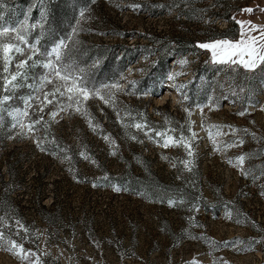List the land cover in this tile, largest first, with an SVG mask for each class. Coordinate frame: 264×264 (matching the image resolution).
Instances as JSON below:
<instances>
[{
	"label": "rangeland",
	"instance_id": "rangeland-1",
	"mask_svg": "<svg viewBox=\"0 0 264 264\" xmlns=\"http://www.w3.org/2000/svg\"><path fill=\"white\" fill-rule=\"evenodd\" d=\"M50 2L68 13L59 34L45 22ZM0 23H26L29 44L45 54L20 87L0 91L10 95L0 109L5 237L41 264H264V67L230 70L199 46L237 41L242 32L259 40L264 0H0ZM73 29L81 50L64 62L83 70L90 86L126 90L115 93V108L87 101L91 126L72 109L53 119L58 109L43 97L52 86L41 90L47 53ZM115 44L127 46L111 59L119 68L100 75L98 46ZM40 116L47 129L29 133ZM213 125L221 126L215 146ZM192 133L189 156L173 144ZM0 264L28 261L0 246Z\"/></svg>",
	"mask_w": 264,
	"mask_h": 264
},
{
	"label": "snow or ice",
	"instance_id": "snow-or-ice-1",
	"mask_svg": "<svg viewBox=\"0 0 264 264\" xmlns=\"http://www.w3.org/2000/svg\"><path fill=\"white\" fill-rule=\"evenodd\" d=\"M248 11L251 10L249 9ZM83 17L84 12H81V18ZM32 27H35V25H32ZM252 30L253 29H249V32ZM28 31L29 27L26 23L21 24L19 27H5L0 23V91L4 93H12L17 87H20L21 84L18 80H23L25 78V69L39 63L36 57L45 55L40 52L36 44H29L26 39ZM76 31V29H73V34L67 38L71 44L62 40L51 50V52L47 53V56L50 58L47 63L42 65V67L48 69L49 72L42 81L41 90L44 85L52 86L50 91L43 92V97L46 102L44 104L45 107L50 104L58 109V111L50 113L53 119L58 115L59 111L72 109L74 112L88 117L91 126L92 118L86 107L87 101L89 99L98 98L106 105L115 108V93L126 90L121 88L118 83L104 85L102 86V89L105 94L102 95L101 88L89 85L83 70L76 68L73 64L64 62L66 59V52L64 50H70L71 47L78 43L74 38ZM199 46L203 49L211 50L212 62L226 66L230 70L240 68L247 73L254 72L258 68L264 67V30L260 31L259 40H257L256 36H249L242 32L241 39L237 41L217 40L211 43H202ZM21 57L24 58L21 59ZM51 57H54V59H51ZM185 62L186 61H182L181 63ZM11 67L15 68L14 72L10 70ZM173 78L174 76L169 77V79ZM129 83L133 84L134 82ZM9 99L10 95H0V109L3 108L4 103ZM42 110L43 109H41V111ZM240 114L243 115L244 113ZM126 115H130V113H126ZM21 116H28V113L26 111L18 113L17 119L19 120V117ZM117 116L119 118V113H117ZM36 125H41L45 129L48 127L43 116H40L38 119L32 120V122L27 125V131L34 134L38 130ZM190 125L191 122L188 124L189 129ZM134 126L137 129H143L146 127L139 123ZM125 127H127V125H125ZM212 127L217 129L215 134L211 131L209 132L210 139H212L215 146L217 143L215 135L220 134L219 129L221 126L213 125ZM20 128L21 134H26L24 132L25 126L23 123H20ZM172 131H175V129H172ZM181 131L183 132V129ZM164 135L165 133L156 132V136ZM194 138L195 133H192L190 137L181 135L179 141H175L173 146H175L176 143H179L181 146L185 147L188 155L192 156L191 140ZM105 139H107V137H105ZM132 139H136V137L133 136ZM163 146H169L168 139L164 140ZM230 146L231 145H225V147ZM236 160L238 165H243L245 156L240 155ZM190 164L191 161L185 162L186 167ZM116 190L119 191L120 189L117 188ZM0 220H2V218H0ZM0 246H6L8 251L18 254L22 260L28 261V264H41L38 258L35 260L33 259L35 255L34 253L25 250L23 246L18 244L15 240L5 237L2 232H0ZM191 264H195V262H191Z\"/></svg>",
	"mask_w": 264,
	"mask_h": 264
},
{
	"label": "trees",
	"instance_id": "trees-1",
	"mask_svg": "<svg viewBox=\"0 0 264 264\" xmlns=\"http://www.w3.org/2000/svg\"><path fill=\"white\" fill-rule=\"evenodd\" d=\"M47 17L45 19L46 24H49L50 26H52L53 30L59 34V30H61L63 27H65V19L66 16L68 15L67 11L62 9L61 6L57 5L54 2H50L49 4H47ZM67 43L71 44L70 41H68ZM83 45V44H82ZM141 45V44H140ZM137 45V47H146L147 45ZM82 47V46H81ZM97 52H99V54L101 55V62L102 65L100 67V75L101 74H106L108 77L112 76L113 74L116 73L117 69L119 68L118 65H115L113 63V60L111 61L112 57H117L119 53H121L120 55H123L126 52L127 46L125 47V45H119V44H115L112 45L111 47H106V46H98ZM81 50L80 48H75V46L71 47L70 50H64L66 52V57L67 56H71V57H77L78 56V51ZM152 51H155L154 47L151 48ZM157 50H159V48H157ZM161 50H159L155 55H152V59L150 60V66H154L156 65L160 59H161ZM77 55V56H76ZM171 57V53L169 55H167V58L169 59ZM110 59V60H108ZM78 60V59H76ZM104 60V61H103ZM146 79V76L140 77L138 78V81L143 82ZM128 89V87H127ZM30 112V110H29ZM31 120V119H30ZM45 206V204H42V207Z\"/></svg>",
	"mask_w": 264,
	"mask_h": 264
}]
</instances>
